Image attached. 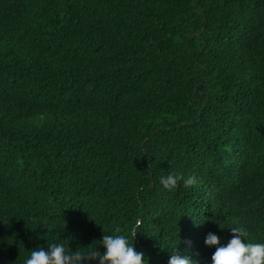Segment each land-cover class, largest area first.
I'll use <instances>...</instances> for the list:
<instances>
[{"label": "trees", "instance_id": "trees-1", "mask_svg": "<svg viewBox=\"0 0 264 264\" xmlns=\"http://www.w3.org/2000/svg\"><path fill=\"white\" fill-rule=\"evenodd\" d=\"M233 227L264 243V0H0V264Z\"/></svg>", "mask_w": 264, "mask_h": 264}, {"label": "clouds", "instance_id": "clouds-1", "mask_svg": "<svg viewBox=\"0 0 264 264\" xmlns=\"http://www.w3.org/2000/svg\"><path fill=\"white\" fill-rule=\"evenodd\" d=\"M182 177L169 173L159 178L164 190L172 191L177 187ZM197 183L195 176L183 178V185L187 188ZM140 221H136L139 227ZM137 231L132 229V235ZM231 237L227 243H221V237L209 232L204 238V244L214 247L211 264H264V243H250L244 240V233L238 228H231ZM68 243H49L47 247L36 248L31 251L22 264H145V254L136 251L134 243L123 234L120 229H114L112 234H103L97 245L89 251L71 250ZM148 264V261H147ZM167 264H199V261L188 256H182L176 251L168 256Z\"/></svg>", "mask_w": 264, "mask_h": 264}]
</instances>
